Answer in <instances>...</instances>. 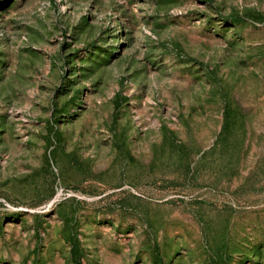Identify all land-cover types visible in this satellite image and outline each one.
Masks as SVG:
<instances>
[{
    "label": "rangeland",
    "instance_id": "obj_1",
    "mask_svg": "<svg viewBox=\"0 0 264 264\" xmlns=\"http://www.w3.org/2000/svg\"><path fill=\"white\" fill-rule=\"evenodd\" d=\"M0 264H264V0H0Z\"/></svg>",
    "mask_w": 264,
    "mask_h": 264
}]
</instances>
